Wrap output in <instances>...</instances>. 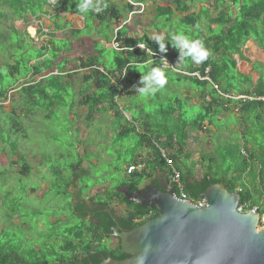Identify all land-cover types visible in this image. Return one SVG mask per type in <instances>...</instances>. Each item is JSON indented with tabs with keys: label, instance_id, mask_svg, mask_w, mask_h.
<instances>
[{
	"label": "rangeland",
	"instance_id": "374dc122",
	"mask_svg": "<svg viewBox=\"0 0 264 264\" xmlns=\"http://www.w3.org/2000/svg\"><path fill=\"white\" fill-rule=\"evenodd\" d=\"M56 1L57 0H48L49 6L56 3ZM66 1L67 4L65 6L69 8L70 1ZM89 1L91 3L94 2L91 6L93 14L101 12L102 9L106 10L110 7L109 4L117 5L122 13V9L126 6L125 3L128 2V0ZM173 1L174 0H148L146 2L148 7L144 13L131 16V13H127V11L124 12L125 14L123 15L126 17V23L129 24L131 35L135 37L145 34L153 36L154 25L163 22L164 28L162 29L168 34L176 32L177 38L181 41L179 49L180 52H182L181 54L184 55V59L180 58L179 54L178 59L174 60L177 66L190 69V67L197 65V61H202L204 55L206 56L207 53H209V56H212L213 63L222 64V59L217 58L216 53H219L227 59L228 69L226 70V74L232 78L229 82H222L221 86H228L227 89L229 88L232 91H237V87H239L238 83L241 80L249 81L248 84H251V80H248L246 78L247 76L239 74L236 70L239 59L243 58V53L241 52V54H239V58H232V55L231 57H225L224 42L231 45V40H228L222 33L221 27L217 26L213 28V32L207 30L209 33L207 37H204L200 33L199 29L201 26L209 25L208 18L210 16L205 17V15L202 14L201 16L204 17V19L201 17V20L196 24L197 27L191 29L190 34H187V36L183 35V31H188L189 28H182V22L176 21L183 18V15H178V12L173 15V19L170 17L169 22L163 21L164 19L162 21H156L155 5H163L165 3L173 5ZM182 1L188 2V0ZM221 2L220 0V3ZM85 3L86 1L80 4L77 3L78 13H71L81 14L85 19L87 18L86 22L73 14H68L67 20L69 22L65 23L66 17L64 16L65 12L63 8L54 9L52 8L53 6L45 8L50 12L49 14H43L42 17L36 19L34 17H27L26 21L15 20L10 15L6 20L0 19V67H7L9 64L14 63L17 58L25 59L26 57H32L34 59L32 60L33 63L38 54L33 48H41L42 45L47 43V39L51 37L55 39L53 43L56 44V48H61L63 51L76 46L78 48H83L84 51L85 49L91 50L92 39L101 41L100 35L102 37L106 35L109 36L113 28L109 25L110 18L108 14L106 15L108 19L106 24H102L97 17L93 19L90 17L88 18V11L87 8H85ZM200 5L201 4L195 2L194 5L191 6V10L199 11ZM236 6L238 8L240 7L239 5ZM217 12L218 9L214 8L211 16H216ZM54 14H58V18L54 17ZM243 19L244 18H241V16L238 18V20ZM34 20L35 22H39L40 25L38 27L33 25L35 23ZM113 21L116 20L113 19ZM210 24H212V26L214 25L213 23ZM259 24L257 33L251 32L248 39L257 40L258 38L264 37L261 32L262 24ZM84 25L85 28H82ZM178 25L179 28L177 31L175 27ZM31 28L34 31L33 33H31ZM78 28L79 30L75 33ZM126 28L128 29V27ZM13 29L18 30L21 37L24 38L26 36H24L23 33L27 31L30 38L27 41L26 39L20 40V36H16ZM50 31L53 33H50ZM98 31H100V35ZM11 35H14L12 39H10ZM75 35L78 38L86 37L81 46L77 44L70 46L69 41H66L74 38ZM207 38L209 39L207 40ZM113 41L114 36H111L109 43H103L106 44L107 48H116ZM12 44L13 48H11ZM171 44L170 42L163 48L161 44L154 42L152 48L160 49L166 52L169 57L174 58L172 55L173 46ZM196 45H199L200 48L203 46V51H198ZM206 46L209 48L206 49ZM215 46L223 47L224 49L222 48L220 49L221 51L217 52L214 48ZM100 47L99 44L94 49L97 48L98 50ZM19 50L21 51L19 52ZM22 51L27 52L25 55L21 56L20 53L23 54ZM15 57L17 58L15 59ZM109 58H107V60H109ZM234 61L236 62L235 66ZM257 67L260 72L264 70V66H261V64ZM149 69L150 66H148L147 69L140 68L143 84L148 85V92L144 94V97L135 96L131 98L126 96L125 99L119 101V103L120 105L127 106L129 101L132 103L134 101L141 106L144 105L147 109L146 113L152 112L150 121L158 126L163 119L159 109L172 105V101L175 104L176 99H179L182 105H185L186 101L183 99L185 93H183V84L176 82V74L161 69L154 73L153 71L156 70L152 71ZM163 76L172 77L175 82L167 83L164 81ZM180 76L182 79H191L186 76ZM27 79H29V77L26 79L21 78V80L16 83L17 90L12 93V97L5 101V103H0L5 104V106H0L1 136L9 142H4L0 139V245H2L4 251L8 252L11 250H18L20 246V251L23 252L28 251L30 253L35 250L45 252V249H48L49 255H52V249H54L55 256V253H60L62 251V247L65 244L63 234L67 231H71L74 234L78 229L76 226L80 223V220L76 216H72L69 206L70 198L57 195L56 190L60 188L59 181H61V179H56L55 176L51 177L49 171L56 172L60 175L59 172L61 168H64L71 162H78L82 159L83 164L81 167L90 172L89 177L84 176V183L90 186L84 191V198L88 199L93 197L99 191L101 193L104 192V195L108 197L119 184L127 181L125 175L126 164L131 163V157L134 152L141 151L142 147L139 144L138 135H133L129 143L128 141H123L121 144L113 143V137L116 136L117 132L115 127L119 126L115 125L119 120H115V116L112 112L97 113L94 121H92V123L88 122L89 108L78 103L79 91L83 84L81 72L72 77V86L76 94L74 95L73 89L67 86V93L61 94L62 96L57 94L53 96L51 101L55 102V106L51 108V110L48 111L46 109L50 99H43L41 101L42 107L36 109L38 112L35 111L31 113V115L28 114L30 117H21L25 115L24 113H13L14 108L17 112L18 110L19 112L23 110L24 104L21 100L20 86L25 83ZM60 79H63V77H60ZM64 79L67 82L68 77ZM37 80H40V77H38ZM207 84L210 85V82ZM191 85L196 89L197 87L204 89L203 84L199 85L192 82ZM211 89L213 90L212 86ZM168 109L171 108L168 107L167 110ZM183 109V112L186 114V119H195L194 114L196 115L197 113L195 109H185V106ZM138 116L136 112L133 115L134 118H138ZM131 118L132 117L125 114L124 121L120 123L127 124L130 122L131 124ZM225 120H228V122L222 121L220 123L216 119H213L216 125H222V129L219 130L218 134H215L216 138L214 137V149L217 151V154L216 159H214L211 164V169L219 175L227 171L236 170L237 168V158H234V149H230V146L235 144L240 134L236 131L235 134L233 132H228L232 131V127H238V122L233 115ZM252 121L254 122L255 120ZM248 122L250 123V121ZM138 125L142 126L139 123ZM11 127L15 129L20 128V132L10 133L13 131L10 129ZM249 128L250 125L244 130L246 137H244V141L247 146H255V142L264 145V131L262 129H257L254 123L251 129ZM154 129H156V126ZM100 143L104 146H100ZM9 144H17V150L13 151ZM167 153H169V151H167ZM12 159L19 160L16 169L8 165V162ZM24 164L29 166L30 172L27 174L28 176H22L17 172L18 167L20 168ZM5 168V173H2ZM199 169L200 167L198 168V176L201 175ZM84 183L80 182L79 187H82ZM32 189H34L33 192ZM254 201H256V198ZM113 207L120 216L127 210L117 201L114 202ZM113 242L114 240L112 238L108 241V246Z\"/></svg>",
	"mask_w": 264,
	"mask_h": 264
},
{
	"label": "trees",
	"instance_id": "16d2710c",
	"mask_svg": "<svg viewBox=\"0 0 264 264\" xmlns=\"http://www.w3.org/2000/svg\"><path fill=\"white\" fill-rule=\"evenodd\" d=\"M69 1L70 7L67 8L65 6L67 4L66 0H59L55 4H52L50 6L48 0H0V19L6 20L9 15L15 20L23 21H26L27 17L30 15L39 18L42 17L43 14H49L50 12L45 8L52 6V8L54 9L62 7L66 12L78 13L79 10L77 7V3L80 4L83 1H86L85 8H87L88 11L87 17H90L91 19L97 17L102 24H106L108 22V19L106 18L107 14L110 18L109 24H111L112 20L115 19V17H117L120 12L116 8V6H110L111 8H107L106 10L102 9L101 12L93 14L91 6L92 4H94V2L91 3L89 0ZM147 1L148 0H130V3H126L125 8H128V11L130 12L139 10L140 7L136 6L135 4L145 3ZM210 1L212 0H188V2L182 0H174L173 5L166 3L163 5H155L154 10L156 21H162L164 19L163 21L169 22L170 17L172 18L173 15L178 12V15H183V18H180V20L176 21L182 22V28H189L188 31H183V35L187 36V34H190L191 29H195L197 27L196 24L201 20V15L205 14V16H207L210 13L208 9L203 8V10H201L198 14V12L191 10V6H193L195 2L210 3ZM213 1L216 2L217 0ZM230 1L235 5L241 4L239 13L235 18L233 17V15H229L226 12L222 11L219 12V15L215 19H211L209 21V23H214L217 26H220L222 33L227 37L228 40H231V45L224 42L223 47H225V57H231L232 54H241V49L248 40L250 33H257V28L260 25L259 23L262 24L261 32L264 35V0ZM215 6L217 7L218 4H216ZM110 13H112L113 16H111ZM58 16V14H54V17L58 18ZM240 16L244 19L238 20ZM117 18L120 19V22L116 23L118 28L125 20L121 19L119 16ZM153 28L160 31L162 28H164L163 22H159V24L154 25ZM175 28H177L178 31L179 25ZM116 29L111 30V32H115ZM206 29L210 32H213V28L207 25L205 26V28L201 26V28L199 29L200 33H204ZM13 31L15 32L16 36H20V40L26 39L27 41L30 38L27 31L23 33L24 36H26L25 38L21 37L18 30L13 29ZM76 32L77 31H75V33ZM50 33L53 32L50 31ZM128 33L129 30L123 25V27H121L120 29L118 28L115 32L116 36L114 38L113 44L116 45V48H107L105 44L100 43V41L98 40L92 39V49H85V51L83 48H78L77 46L70 47L66 51H63L61 48H56V44L53 43L55 40L54 38L51 37L47 39V43L42 45L41 48H33L38 52L37 57L33 63L32 60L34 59L32 57H26L25 59H18L17 57H15V59L17 58V60L14 61V63L9 64L7 67H0V103H5V101L12 97V91L17 90L16 83L19 82L21 78L26 79L27 77H29V79H27L26 82L21 84L20 86L22 97L21 100L24 104H22L23 110H20V112L18 110L17 112V110L14 108L13 113H24L25 115L21 117H30L31 113L35 111L38 112V110L36 109L42 107L41 101L43 99H50L49 103H47L48 106L46 107V109L49 111L55 106V102L51 101L53 96L55 94L62 96L61 94L67 93V86H70L73 89L72 77L81 72L83 84L79 91L78 103L89 108V123H92V121H94L97 113H113V115L115 116V120H119V122H117V124L115 125L119 126L115 127L117 129V132L116 136L113 137V143L121 144V142L123 141H128L129 143L133 135H138L139 144L141 145V147H143L144 143H146L145 145L151 148L153 156L157 160L158 166L167 168L168 165L166 161L162 159L158 145L166 149V147L159 143H165L171 147L174 143H176L180 148L177 149V154H169V158L174 163V166H176L175 168L181 172L183 183L186 184L185 190L193 199H197L198 194H202L210 185L216 183H223L226 187H228L230 191H235V187L228 186L224 179L214 176L210 171L204 172L203 174L198 176L197 180L191 184L189 181L195 178L196 174L191 170L182 171L180 167L176 165L177 160L181 158L179 154L183 152L185 148L187 133L184 131V129L185 127H187V124H189V122L183 119L185 117L184 115L181 117L182 130L177 135L175 132H170L169 128L166 127V124L169 122L170 115L178 107L183 108V105H168L165 108L159 109L163 119L160 121L161 124H158V126L150 121L152 112L146 113L147 109L144 105H140L141 109L136 107L135 109L138 108L137 111H134L132 109L133 105L131 104L125 107H122V105H120L119 101L125 99L126 96L131 98L140 96L141 98H143L144 94L148 92V85L143 84L140 68L142 67L147 69V67L150 66V69L152 71L153 69L156 70L153 71L154 73L158 72L160 68L158 65V61L156 60L157 54L165 57L170 62L171 66H169V68L167 69H164V71L176 74V82H178L181 78L180 75L189 77V75H184L179 72L180 68L183 67L177 66L174 63V60L178 59L179 54L181 55L182 53L179 49L181 41L177 38L176 32L172 34H168L166 32L165 39H160V37H158L155 40L151 39L147 34L142 36L140 39H133L127 36ZM106 36L104 37V39L107 43H109L111 37H109L108 35ZM13 37L14 35H11L10 39H12ZM209 38H207V40ZM84 39L86 38H78L75 35L74 38L66 41H69L70 46L74 44L81 46L84 43ZM154 42L161 44L163 48L171 42V45L173 46L172 55L174 58L169 57L166 52L160 49L152 48V44ZM257 42L260 47L264 49V37L258 38ZM99 44L101 47L98 50L97 48L94 49ZM139 45H143L144 48L138 47ZM197 46L199 45H196V47ZM206 47L207 49L209 48L208 46ZM223 47L215 46L214 48L217 52H219ZM11 48H13V44L11 45ZM203 49V46H201L200 50L203 51ZM20 51L21 50H19V52ZM22 52L23 54L20 53L21 56L25 55L27 51ZM107 58H109V60H107ZM235 64L236 62L234 61V65ZM207 68H210V78L216 84H219L220 78H222L223 76L225 77V79L228 78L229 81L230 79H232L228 74H226L228 63L227 59H225L224 57L222 59V64H216L213 63L212 56L206 55L205 58L200 62L199 67L195 68L194 66H192L190 67V70L188 69L186 71L181 69L180 71L189 73L193 71H200L202 74H204ZM38 77H40V80H37ZM60 77H63V79H60ZM67 77L68 80L66 82L64 78ZM163 77L164 81H166L167 83L175 82L172 77ZM246 78L250 80L249 77ZM196 82H198L199 84L208 83L201 82L198 79H196ZM247 83L248 82H246V84ZM250 87L244 89L239 85V87H237V91L235 92L236 94L241 93L242 95L247 97L252 96L255 98H260L264 96V70L260 78L257 80L256 84L252 85V88ZM215 93L216 96H214V98L218 100L222 105V102L233 101L226 98H221V96H219L217 92ZM75 94L76 93L74 91V95ZM236 103L242 104L240 109L244 113H246L248 121L253 122L252 120H255L253 123L255 124L256 128L262 129L264 131V100H250L245 98L244 100H236ZM0 106H5V104H0ZM168 107H170L171 109L167 110ZM128 110L132 111V123L130 124L129 122L127 124H121L120 122L124 121L125 119L124 113ZM135 112L139 115L138 118L133 117ZM199 117L200 118L198 120L199 122H201L207 116L203 114L199 115ZM140 118L142 120H140ZM138 123L142 126L138 125ZM155 126L156 129H154ZM138 127L139 129H141L140 131L138 130ZM10 129L13 130L10 133L20 132V128L15 129L14 127H11ZM1 135L2 128L0 127V139L4 142H8V140L4 139V137ZM173 135H176L177 138H174ZM156 138H159V143L157 141L153 142ZM99 145L104 146L101 145V143ZM10 146L12 147L11 149L13 151L17 150L18 148L17 144H12ZM263 147V144L260 145V143H255V149H252L253 155L260 163L261 169L259 172V176L262 184H264ZM259 151H261V157H259L258 155ZM138 153L139 152L135 151L131 157V163L126 164V173L128 167L137 161L136 156ZM237 157L234 156V158ZM185 158H189V156ZM238 161L239 160L237 159V162ZM18 162L19 160L12 159L8 162V165L16 169ZM82 164V159L78 162H71L64 168L60 169V175H58L56 172L49 171L51 177L55 176L56 179H61V181H59L60 188H57L56 190L57 195L70 198L69 206L71 208L72 216H76L80 220V223L76 226L78 229L74 234L71 231H67L65 234H63L65 244L62 247V251L60 253H55L54 256V249H52V255H49L48 249H45V252L35 250L29 253L28 251H20L21 247L19 246L18 250H11L8 252L4 251L2 245H0V264H100V256L102 255H111L112 258L117 260H123L129 257V255L121 253L119 244L113 245L112 247L108 246V236L106 230L109 228V226L113 225V222L108 213L102 212V214L95 216V218H97V220L101 222V224H95L92 219L88 217V215L84 214L87 213L85 211V209H87V206L84 199H81L77 196L76 201L74 203L71 202L72 194L69 192V189L72 186L75 190L77 188H80L78 194L81 197L84 196V191L90 187L87 183H84V176L89 177L90 172L81 167ZM5 171L6 168L4 171H2V173H5ZM17 172L22 176L27 175L30 172L29 166L27 164H24L22 167H18ZM142 175L144 174L140 173L139 171L132 172L131 174H129V177L126 176L127 181L125 183L119 184L114 192L108 197L104 195V192L101 193L99 191L97 194H95L94 197L89 198L90 209L93 212L102 211L108 207L112 209L115 201L119 202L120 204L127 205L128 209L123 215L120 216L119 221L124 228L129 229L142 225L148 219L155 218L158 215L155 210H152L150 208L146 210H139L138 208H134L133 205L128 204L125 196L121 193V187H132V189L134 190L137 189L141 179L144 177ZM80 182L84 183L82 187H79ZM33 191L34 189H32V192ZM239 193L241 195L240 203L248 202L250 204V207H254L256 205L255 202L251 201L252 198L244 190L240 191ZM258 211L262 210L258 209ZM151 212L152 214H150Z\"/></svg>",
	"mask_w": 264,
	"mask_h": 264
},
{
	"label": "water",
	"instance_id": "95a60500",
	"mask_svg": "<svg viewBox=\"0 0 264 264\" xmlns=\"http://www.w3.org/2000/svg\"><path fill=\"white\" fill-rule=\"evenodd\" d=\"M162 172L157 168L152 179L159 187L154 182L149 185L154 190L149 207L157 212L155 218L129 229L119 224L111 208L103 210L115 223L110 235L119 240L121 253L129 257L117 260L107 255L100 264H264V229L259 228L257 208L237 212L241 195L223 183L212 184L197 195L207 203L199 208L174 197L175 186L168 189V174L159 179ZM74 190L69 189L72 195ZM146 190L138 188L136 192Z\"/></svg>",
	"mask_w": 264,
	"mask_h": 264
},
{
	"label": "crops",
	"instance_id": "0c3cea01",
	"mask_svg": "<svg viewBox=\"0 0 264 264\" xmlns=\"http://www.w3.org/2000/svg\"><path fill=\"white\" fill-rule=\"evenodd\" d=\"M57 1H59V0H57ZM62 1H64V0H62ZM128 2L130 3V0H128ZM197 3L201 4L200 10L195 11V12H198V14L200 13L201 10H203V8H206L209 10V12H210L209 15H207L205 17L210 16L208 18V24L212 28H216L217 25L213 23L214 25L212 26V24H210L209 21L211 19L212 20L215 19L219 15V12H222V11L226 12L229 15H233V17L235 18L238 15L239 10L241 8V4H237L240 6L238 8L230 0L223 1L224 4H221L222 2L220 3V0H217L216 2L212 0V1H210V3H202V2H197ZM216 4H218V6H217L218 8L215 6ZM143 5L145 6V9H147L148 6H147L146 2L143 3ZM115 6L120 11V9H119V7H117V5L112 4V7H115ZM136 6H139V5H136ZM109 8H111V7H109ZM214 8L218 9L217 15L211 16L213 14ZM139 10H141V8ZM139 10H134V11L130 12V11H128V8H123L122 13L119 12V15L118 14L117 15L121 19H124L125 21L118 28L120 29L124 25L125 27H128V30H129V24L126 23V17L123 14H125L124 12L127 11V13H131L130 15L132 16L134 14H142L145 12V10H141V11H139ZM70 14H73L76 17H79V18L85 20V22H86V19L84 18V16L82 17L81 14H79V15L74 14V13H70ZM110 14H111V16H113L112 13H110ZM117 17H115V19H114L116 21L112 20L113 21L112 24H109L110 27H112L113 29H116L117 28L116 23L120 22V19H118ZM202 18L204 19V17H202ZM34 26H36V24H34ZM205 26H207V25H205ZM205 26H202V27L205 28ZM36 27H38V24ZM117 29L115 30V32L117 31ZM94 30H95V28H94ZM153 30H154L153 36L148 35L151 39L155 40L158 37H160V39L166 38V32L163 29L158 31L154 28ZM206 31H207V29L205 30L204 33H201L204 37L209 36V33ZM115 32H111L109 34V37L114 36V38H115V36H116ZM98 34L99 35L101 34L100 31H98ZM127 36L131 37L133 39H140L142 37V36H136L135 37V36L131 35L130 30H129V33L127 34ZM104 37H102L100 35L101 41L98 39L97 40L100 41V43H102V44H104L103 42L107 43L105 41ZM141 46H143V45H141ZM197 48H198V51H201L199 46H197ZM206 49H207V47H206ZM241 50L243 53V58L239 59L238 67L236 68V70L239 72V74H241L243 76H247L250 78L251 87H250V84H248V83L246 84L247 81L245 82L243 80H241L238 83V85H240L244 89L247 87L252 88V85L256 84L257 80L260 78V76L262 75V72H263V70H261V72H260V70L258 69L257 66L260 64H261V66H264V49L260 47L257 40L248 39ZM216 54H217L218 59L219 58L223 59L222 55H220L219 53H216ZM206 55H209V53H207ZM234 57L239 58V55L232 54V58H234ZM180 58L184 59V55L181 54ZM204 58H205V55H204ZM200 62L201 61H197L196 62L197 65H194V67L195 68L199 67ZM181 69L186 70V71L188 70L185 68H180V70ZM153 70H155V69H153ZM189 78H191V79L180 78L178 81V83L183 84V88H184L183 93H185L183 99L186 101V103H185V105H183V107L185 106V109L193 108L197 111V113H196V115L194 114L195 119H193V120H188L185 117L183 118L185 121L189 122V124H187V127H185V129L183 128L184 131L187 133V139L185 141V148H184L183 152H181L179 154V156L181 158L177 160L176 165L179 166L182 171L191 170L192 172H194L196 174L195 175L196 179L198 178L197 173H198L199 167H200L199 171L201 172V174H203L204 172L210 171L214 176H217L219 178H224V180L228 182L227 183L228 186L235 187V191L240 192V191L244 190L252 198L251 201L256 203L255 206H257L260 210L263 211V209H264V184H262V182L260 180V176H259V172L261 169L260 163L257 161V159L255 158V156L252 153V151H253L252 149H255V146H251V145L247 146L246 142L244 141V139L246 138L244 130H246L249 127V125H250L249 129H251L252 123H251V121H250V123L248 122V118L246 117V113H244L240 109L242 104L236 103L235 99H229V100H233V101L222 102L223 103V105H222V104H220V102L218 100H216L214 98V96H216L215 92H217V94L219 96H221V98H224L222 94H224L226 96L228 95V96H234V97L235 96H242V94L241 93L236 94L235 91H232L229 88L227 89L228 86H221L222 82L225 83V82L229 81V79L228 78L225 79L224 76L222 78H220L219 84H216L211 80L212 83H210V85L213 87V90L211 89V86L208 85L207 83L203 84L204 89H201L200 87H197V89H196L191 85L192 82L199 84L198 82H196V78H193L191 76H189ZM200 81L209 83V81H203V80H200ZM199 85H201V84H199ZM128 103H129L128 105H130V104L133 105L132 109L134 111H137L138 108H140V104H138V103L135 104L134 101H133V103L130 101ZM177 104L182 106V103L179 101V99L175 100V104L172 101V105L176 106ZM122 107H125V106L122 105ZM136 107H138V108L135 109ZM183 110L184 109L182 107H178L170 115L169 122L167 124L165 123L166 127L169 128V131L175 132L176 135L179 134L180 131L182 130L181 129L182 128L181 117L183 115L184 116L186 115L183 112ZM125 114L127 116L131 117L132 111L128 110L127 112H125ZM203 114H205V116H207V117L204 120H202L201 122H199V120H198L200 118L199 115H203ZM231 115H233L236 118V120L238 122V127H232L231 128L232 131H229L228 133L233 132L235 134V131H236L240 134V137H238V140L235 141L234 145L230 146V149H234L233 156H235V157L238 156L237 159L239 161L237 162L236 170L227 171V172L223 173L222 175H219L211 169V166H212L211 164H212V161L214 159H216V154H217L216 153L217 151L214 149V142H215V138H216L215 134H218L219 130L222 129V125H219V126L216 125L214 123L213 119H216L220 123L222 121L228 122V120L226 121L225 119H228V117ZM140 120H142V119L140 118ZM171 127H172V130H171ZM138 130L140 131L141 129H139V127H138ZM176 135H173L174 138H177ZM158 139L159 138L154 139L153 142H155V141L158 142ZM145 144L146 143H144V146L142 147L141 151H138L139 153L136 156L137 161L135 162L136 164L141 163L145 166L142 171H139L140 173L144 174L142 176H144L146 178H152L153 179V177H155L154 172L157 170V168H160L163 171L169 172V169L167 167L158 166L157 160L154 158L151 148L147 147ZM159 144L166 147V149L169 151L170 154H177V149L180 148L178 146V144H176V143H174L172 147L168 146L165 143H159ZM258 155H259V157H261V151L258 152ZM187 156H189V158H185ZM184 161H186V162H184ZM131 165H133V164H131ZM125 175L127 177H129L128 173H126ZM255 198H256V201H254Z\"/></svg>",
	"mask_w": 264,
	"mask_h": 264
},
{
	"label": "built area",
	"instance_id": "2783aa9c",
	"mask_svg": "<svg viewBox=\"0 0 264 264\" xmlns=\"http://www.w3.org/2000/svg\"><path fill=\"white\" fill-rule=\"evenodd\" d=\"M136 5L141 6L142 10L144 9V5L142 3H138ZM156 60L158 61V65L159 68L164 70L169 68V66H171L170 62L163 56L157 54ZM176 71V69H175ZM210 68H207L204 72V74H202L200 71H193V72H184V71H180L182 74L184 75H189L193 78H196L198 80H204V81H209L211 82V78H210ZM14 92V91H12ZM223 97L227 98V99H237V100H244L245 98L253 100V99H261L264 100V96L260 97V98H255V97H247V96H226L224 94H222ZM160 152H161V156L162 158L166 161L168 168H169V189H171L173 187V185L175 186V190L173 192L174 197H176L177 199H181V200H185V201H189L190 203H194L197 207L199 208H204L207 206V203L205 200H199V199H193L185 190V185L183 183L182 180V175L181 172L175 168L172 160L169 158V153H167V150L162 148V147H158ZM143 166L142 164H138V165H132L129 167L128 172L131 173L135 170H139L141 169ZM250 204L248 202L245 203H239L236 211L239 213H246V212H250L252 211L254 208L259 209L257 206L254 207H250ZM259 228L264 229V210L263 211H259Z\"/></svg>",
	"mask_w": 264,
	"mask_h": 264
},
{
	"label": "flooded vegetation",
	"instance_id": "af4514ba",
	"mask_svg": "<svg viewBox=\"0 0 264 264\" xmlns=\"http://www.w3.org/2000/svg\"><path fill=\"white\" fill-rule=\"evenodd\" d=\"M65 12V23L66 22H69L68 20H67V15L68 14H70L71 12H66V11H64ZM28 17H31V18H37L36 16H28ZM34 22H35V20H34ZM32 24V23H31ZM34 24H36V26H37V24H38V26L40 25L39 24V22H35ZM33 24V25H34ZM82 28H85V25H84V27H82ZM75 30V29H74ZM79 30V28L76 30V31H78ZM84 38V37H83ZM86 38V37H85ZM166 174H168V187H169V172L168 171H164V172H162V175H161V178L159 177V179H160V181H162L163 180V176L164 175H166ZM157 180V179H156ZM152 182H154V185L155 186H158L159 187V185L155 182V180H152V178H144L143 179V183H142V185L141 186H138V188H142V189H147L146 190V192H144V193H142V194H139V193H137L136 191H137V189H132V187H129V188H123V187H121V193L125 196V198H126V200H127V202H128V204H130V205H133L134 206V208H138L139 210H146V209H148V208H150L149 207V205H151L152 204V201H151V197L153 196V193H154V190H153V188L152 187H150L149 185L152 183ZM71 188H73V186L71 187ZM79 189L80 188H77L76 190H74L75 192H73V195L71 196L72 197V203H74L75 201H76V199H77V196L79 197V198H81V199H84L85 200V204H86V206H87V209H85V211L87 212V213H84V214H86V215H88V217L90 218V219H92V221L95 223V224H101V222H99L98 220H97V218H95V216H97V215H100V214H102V212H104L103 210L102 211H97V212H93L91 209H90V202H89V198L87 199V198H83L84 196H79ZM125 191H126V193H127V195H126V193H125ZM129 199H128V198ZM121 205H123V204H121ZM124 207H125V209H128V206L127 205H123ZM151 209V208H150ZM112 211H114V213H113V215L115 216V218L116 219H118V221H119V218H120V215L118 214V212H116V209H114V207L112 206ZM104 213H106V212H104ZM110 216V215H109ZM110 218H111V216H110ZM101 220V219H100ZM112 220V219H111ZM112 222H113V220H112ZM119 224L121 225V223H120V221H119ZM115 226V223L113 222V225H111V226H109V228L106 230V232H107V236H108V238H107V240L109 241V240H111L112 238H113V240H114V242L110 245L111 247L113 246V245H117V244H119V240L117 239V238H115V237H112L111 235H110V233H111V228L112 227H114ZM122 226V225H121ZM123 227V226H122ZM124 228V227H123ZM104 257V255H102V256H100V258L102 259Z\"/></svg>",
	"mask_w": 264,
	"mask_h": 264
},
{
	"label": "clouds",
	"instance_id": "9594fccd",
	"mask_svg": "<svg viewBox=\"0 0 264 264\" xmlns=\"http://www.w3.org/2000/svg\"><path fill=\"white\" fill-rule=\"evenodd\" d=\"M142 4H143V3H142ZM135 5H136V4H135ZM110 6H112V4H110ZM139 7L141 8V6H139ZM141 10H142V8H141ZM141 10H139V11H141ZM143 10H145V7H144ZM139 46L142 47V48H144V46H141V45H139ZM139 46H138V47H139ZM242 96H243V95H242ZM235 97H237V96H235ZM248 97H252V96H248ZM224 98H225V97H224ZM226 99H227V98H226ZM235 100H237V99H235ZM158 147H161V146L158 145ZM167 151H168V150H167ZM169 154H170V153H169ZM162 159H163V158H162ZM163 160H164V159H163ZM164 161H165V160H164ZM138 164H141V163H137V164H133V165H138ZM131 166H132V165H131ZM142 166H143V167H142L141 169H139V170H135V171H142V170L144 169V167H145L143 164H142ZM129 167H130V166H129ZM129 167H128V169H129ZM128 169H127V173H128V174H131L132 172L129 173V172H128ZM133 172H134V171H133ZM143 178H146V177H143ZM168 189H169V187H168ZM150 214H152V212H151Z\"/></svg>",
	"mask_w": 264,
	"mask_h": 264
},
{
	"label": "bare ground",
	"instance_id": "6f19581e",
	"mask_svg": "<svg viewBox=\"0 0 264 264\" xmlns=\"http://www.w3.org/2000/svg\"><path fill=\"white\" fill-rule=\"evenodd\" d=\"M30 30H31V33H33V32H34L32 28H31Z\"/></svg>",
	"mask_w": 264,
	"mask_h": 264
}]
</instances>
